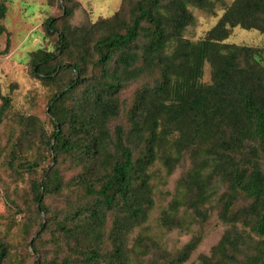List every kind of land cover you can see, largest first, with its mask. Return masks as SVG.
<instances>
[{
    "label": "trees",
    "instance_id": "1",
    "mask_svg": "<svg viewBox=\"0 0 264 264\" xmlns=\"http://www.w3.org/2000/svg\"><path fill=\"white\" fill-rule=\"evenodd\" d=\"M123 4L128 7L127 21L96 40L72 38L70 30L62 28L58 52L67 55V61L53 63L57 54L43 50L30 54L33 74H43L46 82L56 86L47 105L52 132L48 134L37 119L29 123L50 157L43 180L30 186L37 211L50 219L43 198L61 185L58 158L82 150L87 162L98 160L103 171L96 188L88 181L81 183L85 196L94 200L86 217L101 241L104 234L95 229L102 228L106 212L118 211L121 216L115 218L112 229L114 250L107 263L127 264L126 236L145 221L154 204L152 167L160 163L170 174L183 154L194 147V154L199 152L203 161L181 182L190 199L196 195L186 204L188 208L202 216L199 207L208 198L203 172L209 166L220 167L228 191L219 219L235 221L231 210L237 196L243 194L252 201L245 216L247 226L257 237H264V172L258 161L264 159V49L224 43L235 28L264 36V0H233L229 5L225 0H123ZM218 7L223 14L203 39L183 38L185 28L194 22L190 8L214 14ZM73 12L71 7L63 8L66 19ZM6 13L1 0L0 36L5 33L2 22ZM120 16L118 11L112 20H121ZM55 26L53 19L48 20L45 32L51 34ZM7 46L8 41L0 54L7 52ZM75 49L82 55L75 58ZM89 62L100 75L87 85ZM205 64L211 69L210 84L201 82ZM147 76L151 83L134 95L126 127L115 126L110 132L109 121L121 113L115 94L124 84ZM83 87L84 96L76 97ZM10 107L11 97L0 93V124ZM246 146L252 155L244 163L249 172L236 159ZM183 205L180 200L170 203L161 224L179 229L177 215ZM60 229L72 234L66 226ZM244 244L241 234L230 229L200 264H264V241L257 243L253 255L244 254ZM196 246L195 240L188 242L166 264H184ZM83 255L89 264L100 257L96 247L85 249ZM6 257L7 248L0 240V264Z\"/></svg>",
    "mask_w": 264,
    "mask_h": 264
},
{
    "label": "rangeland",
    "instance_id": "2",
    "mask_svg": "<svg viewBox=\"0 0 264 264\" xmlns=\"http://www.w3.org/2000/svg\"><path fill=\"white\" fill-rule=\"evenodd\" d=\"M4 1L7 13L2 22L5 33L0 36V53L7 41L8 46L7 52L0 54V93L11 97V107L0 124V240L7 248L3 264H60L63 261L68 264H89L82 251L92 247L98 249L100 257L90 264L97 261L108 264L107 260L114 250L113 224L115 218L121 215L115 209L106 212L102 228L95 229L104 236L101 241L97 240L93 234L94 227L86 217V209L94 200L85 196L81 186L87 181L93 183L94 188L99 185L103 171L98 160L87 162L82 150H77L72 157L60 156L56 166L61 181L59 190L43 198L50 219L37 211L30 186L35 181L43 180L42 172L49 165L50 157L46 147L39 142L38 132L29 123L37 119L48 134L52 132L47 105L56 86L46 82L43 74H33L30 54L43 50L57 54L53 63L67 61L69 57L58 52L62 28L67 27L72 38L83 37L87 39L86 42L93 41L108 32L119 30L121 21L128 19V7L123 0ZM232 1L225 0V4L229 5ZM65 6L74 9L71 18L64 17ZM190 10L194 22L185 28L183 38L193 42L203 39L223 14L220 7L216 8L214 14L195 8ZM118 11H121V20H112ZM50 19L54 20L56 31L47 34L45 23ZM224 43L264 49V36L255 31L235 28ZM74 54L77 58L82 51L75 49ZM88 75L91 78L87 80V85L100 75L90 62ZM201 82L211 83L208 64L204 65ZM150 83L148 76L143 77L124 84L115 94L121 113L118 118L109 121L110 132L115 126L126 127V113L134 95ZM85 90L86 87L79 89L76 97L84 96ZM249 149L250 146H246L236 154L242 169H248V172L249 167L244 163L252 159ZM200 155L199 152L194 154V147L190 148L170 174L160 163L152 167L154 204L145 221L135 225L126 236L127 264H166L177 258L184 246L194 240L197 246L184 264H200L203 258L211 256L213 248L230 229L232 233L238 231L241 234L245 242L242 248L244 254L256 253L255 246L259 241H264V237H257L247 226L245 216L251 199L239 194L230 214L235 221L224 223L219 219L224 195L228 191L220 167L213 169L209 166L203 172L208 198L199 207L202 216L193 213L186 205L188 201L191 203L192 199H196V195L190 199L185 184L182 187L181 182L193 167L201 166L203 156ZM258 161L264 172V159L259 157ZM87 169L90 170L86 172ZM175 200L184 202L177 215L181 227L169 229L161 224L160 219ZM79 210L82 214L77 215ZM62 226L70 228L72 234L64 233L60 229Z\"/></svg>",
    "mask_w": 264,
    "mask_h": 264
}]
</instances>
